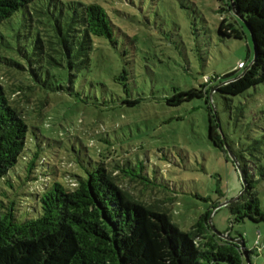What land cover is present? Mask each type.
<instances>
[{
	"label": "rangeland",
	"instance_id": "1",
	"mask_svg": "<svg viewBox=\"0 0 264 264\" xmlns=\"http://www.w3.org/2000/svg\"><path fill=\"white\" fill-rule=\"evenodd\" d=\"M35 4L30 10L42 7L47 28L62 13L91 4L100 5L112 24L111 38H94L90 66L78 73L73 95L39 90L33 75L25 83L37 86L36 94L25 98L8 91L28 123L40 131L42 155L60 168L56 173H77L73 164L80 162L124 158L141 162L160 191H143L120 179L136 200L167 210L184 232L210 213L214 234L244 238L246 249L253 252L250 263L244 264H264V223L245 220L232 225L230 210L222 206L240 195L243 181L230 154L209 140L206 99L178 107L168 103L177 92L199 89L207 78L224 77L240 63L249 67L253 62L251 33L229 10V0H39ZM39 20L24 11L16 14L10 35L5 42L0 39V51L17 49L20 40L25 44L36 40L41 34ZM223 21L232 24L241 39L223 37L219 32ZM39 66L49 69L59 85H71L63 70L50 68L47 62ZM0 82L14 89L11 85L17 80L1 67ZM223 97L209 94L220 133L241 145L246 143L247 125H252L253 137L264 133V83L231 98L233 111L244 110L236 127Z\"/></svg>",
	"mask_w": 264,
	"mask_h": 264
},
{
	"label": "trees",
	"instance_id": "2",
	"mask_svg": "<svg viewBox=\"0 0 264 264\" xmlns=\"http://www.w3.org/2000/svg\"><path fill=\"white\" fill-rule=\"evenodd\" d=\"M37 1L0 0L3 42L20 11L38 17L37 30L41 31L31 43L20 40L17 49L0 51L1 67L17 80L11 85L14 89L0 82V264H244L240 247L212 232L210 213L184 232L172 222L167 210L136 200L124 189L120 179L143 191H160L141 162L129 158L91 161L88 165L69 162L77 173H56L60 168L42 155L45 147L40 131L28 123L8 91L29 98L40 87L73 95L72 84L78 73L90 66L94 38H111L112 24L100 5L91 4L62 13L47 28L42 7L30 10ZM229 2V10L233 12V3L253 33V62L224 77L207 78L199 89L177 92L168 103L178 107L206 99L209 140L236 158L243 189L246 186L244 196L227 206L233 217L231 224L249 220L259 225L264 223V133L253 137L252 125H247L244 145L230 141L220 133L209 94L215 89L214 93L224 96L230 116L234 114V126H238L244 110L239 107L233 111L231 98L264 83V0ZM225 22L220 34L241 39L240 32ZM33 56L38 58L33 60ZM43 62L63 70L71 85H59L49 69L44 71L39 66ZM32 75L38 87L26 85ZM31 187L38 189L30 192ZM239 239L244 241L242 236ZM246 251L249 256L253 253Z\"/></svg>",
	"mask_w": 264,
	"mask_h": 264
},
{
	"label": "water",
	"instance_id": "3",
	"mask_svg": "<svg viewBox=\"0 0 264 264\" xmlns=\"http://www.w3.org/2000/svg\"><path fill=\"white\" fill-rule=\"evenodd\" d=\"M232 9H233V13H234V15H235L236 17H238L241 21H243L244 24L247 26V24H246V22H245V19H244L240 14H238V13L236 12L233 3H232ZM247 27H248V26H247ZM248 29H249V28H248ZM249 31H250V33H251V36H252L253 40H254V36H253V33H252L251 29H249ZM253 43H254V48H256V47H255V42H254V41H253ZM255 54H256V49H255ZM214 92H215V89H213L212 93H214ZM227 151H228V150H227ZM228 153L230 154L231 159H232V161L234 162V165H235L236 168L240 171V174H241V177H242V172H241V170H240V168H239V166H238V163H237L236 158L231 154V152L228 151ZM242 179H243V178H242ZM245 192H246V186H244V189L242 190V192L240 193V195H239L236 199H234V200H232V201H228V202L224 203L222 206L227 207L228 205H230V204H232V203H234V202L239 201V200L244 196ZM210 224H211V220H210ZM217 235H219L221 238H223V239H225V240H227V241H230V242H233V243L237 244V245L240 247V249H241V252H242V254H243L244 259H245L248 263H250L249 255L247 254V251H246V245H245V242H244L243 240L228 237V235H226V234L224 235V234L217 233Z\"/></svg>",
	"mask_w": 264,
	"mask_h": 264
},
{
	"label": "built area",
	"instance_id": "4",
	"mask_svg": "<svg viewBox=\"0 0 264 264\" xmlns=\"http://www.w3.org/2000/svg\"><path fill=\"white\" fill-rule=\"evenodd\" d=\"M245 67V64L244 63H240L237 67L238 70H241Z\"/></svg>",
	"mask_w": 264,
	"mask_h": 264
}]
</instances>
